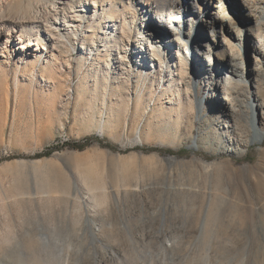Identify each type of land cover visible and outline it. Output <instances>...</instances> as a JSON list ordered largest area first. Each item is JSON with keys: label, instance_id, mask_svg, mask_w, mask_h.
<instances>
[{"label": "rangeland", "instance_id": "1", "mask_svg": "<svg viewBox=\"0 0 264 264\" xmlns=\"http://www.w3.org/2000/svg\"><path fill=\"white\" fill-rule=\"evenodd\" d=\"M223 2L237 17L241 0ZM52 3L0 0V13L34 20ZM88 3L96 15L79 22L82 36L66 35L61 46L43 26L44 50L36 59L0 56V264H264V138L244 145L252 123L244 107L239 114L232 107L264 95V59L253 75L255 25L243 36L240 56L229 53L220 38L210 40L212 2L205 21L194 24L192 43L184 42L190 77L177 93L172 84V92L157 88L159 68L138 67L130 83L114 70L117 51L102 40L107 15L117 18L121 6L109 12L100 0V7ZM185 6L180 14L188 16ZM153 9L158 19L168 12ZM134 25L140 29L139 21ZM146 25L168 45L176 37L154 18ZM95 28L100 42L89 56L92 32L85 30ZM199 37L210 47L195 46ZM166 49L175 56V48ZM232 58L238 72L224 71ZM169 60L165 83L167 65L178 72ZM231 89L238 97L227 104ZM73 143L87 146L73 149Z\"/></svg>", "mask_w": 264, "mask_h": 264}, {"label": "bare ground", "instance_id": "2", "mask_svg": "<svg viewBox=\"0 0 264 264\" xmlns=\"http://www.w3.org/2000/svg\"><path fill=\"white\" fill-rule=\"evenodd\" d=\"M91 1L93 2L92 5L95 8L99 6L96 4V0H90V2ZM100 1L102 2L103 7L105 5L110 6L111 9H109V12L116 4H120L121 6V9L119 10V16L117 18H114L112 12L111 14L108 13L109 15H107V21H106L107 33L105 34V38L102 40V42L105 43L104 47H109L108 45L110 42L113 43V47H115V53L117 51L118 54L117 56L115 55V57H113L112 59L113 60L112 62L114 63L113 64L114 70L116 72H118L119 70L121 71V73L125 72L126 74H128L129 83H130L131 75L133 73L136 74L138 67L147 66L150 72H152V70L154 69L156 70L159 68L160 70L159 78L156 80L157 82L155 83L157 88H159L160 85L162 86L164 85L166 87L169 86L168 88L171 91L172 90L171 86H174V89H176L178 93L181 89L178 88L180 84H182L185 81L186 77H190L188 71H186V67H187L186 59L181 56L182 52L187 50L186 43L184 42L192 43L195 37L193 35V38L191 37L192 38L191 39L190 36L194 24L198 19L199 20L201 19V21H205L204 18L206 17V10L208 7H210L212 2H216L217 5H216V11L214 12V15L212 16V20L210 22L211 26H208L210 28L209 32H211L210 40L216 42L221 39L222 44L227 45L228 49L231 51L229 53L231 54L236 53L237 57H239L240 56L239 49L242 46L243 36L244 35L248 36L251 34L252 30L250 29V27L252 26V24H254L255 33L253 34V36L255 37V44L252 50L254 52V55L256 56L254 62L256 65H258V68H256L253 71V75L255 77H258L261 73L260 72L261 59H264V13L262 12L264 10V0H241L240 2L241 9L237 10V14H236L237 17L229 11V8L224 4L223 0H216V1L215 0H188V1L187 0L184 1L156 0V1H152V3L150 4L146 3V0H100ZM88 2L89 0H53L52 6L50 7L51 9L49 10L47 9L45 14L41 16L39 15L40 17H38L37 19L34 20L31 19L32 21L31 20L25 21L24 18H22L23 16L20 17V19L22 18V20L15 21V19L12 20L7 16H5V14L3 15V12L1 11L0 41L2 37L4 38V36L5 39L2 43L3 45L2 49H0L1 52L0 56L4 57V55H6V58L18 56L19 60L23 59L24 56L26 57L27 62H29L28 61L29 58L34 57V59H36L38 56L37 54L40 52V50L42 49L44 50L43 46L41 47L39 46L40 43L39 40H41V35L39 31L43 29V26L45 27V29H47V32L49 33L51 40H53L55 43L61 46L63 45L64 42H67L66 35H68L72 39H76L78 35L82 36L83 34L80 33V28L82 25L79 22H89L88 20L89 18L87 17V14L90 12H93V16L96 15L95 13L96 10H91L89 7L91 3ZM184 3L186 5L185 7L187 8V10L190 12L188 16L185 15L184 13L183 15L180 14L181 11H183ZM144 4L146 5L145 7ZM153 7L156 8V10L159 9V11H161L162 13L166 10L168 12L165 14L163 13L162 18L158 19L156 15L157 13H154ZM74 9H78V10H74ZM204 10H205V14H204ZM60 14H62L61 21L59 19ZM140 14L142 18L140 19L139 16V20H138V15ZM153 18L156 27L162 26L164 28V26L170 25L169 29H171L172 35H175L176 37L175 38L170 37L167 38V40L168 42H170L169 45L171 49L172 47L176 49L175 56L174 55L170 56L169 51L166 49L169 45L166 44L164 40L160 39V37L155 31L152 30L147 31L148 25L142 28L144 20L149 23V21H152ZM174 19H175V25L172 26L171 24H173ZM50 20L51 22L53 21L59 24V26L53 27L52 25L49 24ZM138 21L140 24V29L137 28V25H134ZM186 24H188L189 28L187 31L182 32V28H184V25ZM150 26L151 25L149 24L148 26L149 29H152L150 28ZM28 29H30L31 31L29 32ZM55 29H57V31ZM68 29L70 30L69 33L66 32V30L68 31ZM206 29L208 28L206 27ZM32 31L37 32V42L36 41L34 42L36 36L34 37V34L32 35L33 33ZM134 31H136L137 36L135 35V39H132L131 37H133L132 34L134 33ZM85 32H92L91 36H89L90 40L87 43L89 56H90L92 54V50L95 48V42L96 41L100 42L99 39L100 31L95 28L93 31H91V29H87L85 30ZM141 32L146 33L147 37L146 35L142 36ZM206 32L208 31H205V33ZM137 38L142 39L147 44L148 46L147 50L139 45ZM210 40H203L201 39V37H199L197 41L196 40L194 41V45L195 46L198 44L202 45L205 43L209 48L211 45ZM126 41L127 44L125 45L124 42ZM234 41H236V43ZM127 50L128 51L130 50L128 53L129 55L127 57L126 55L122 56L121 53H126ZM133 50H135L136 52L133 53ZM138 53L140 54V56ZM192 53L193 55H195V57H198V55L196 56L197 52L194 51V49ZM136 54H138L139 57L138 56L136 57ZM94 55L97 56V54H93V56ZM165 56L167 58H165ZM168 57L170 58V60H173V63H177L178 72L175 73L173 71L174 70L172 67L173 64L170 66L167 65L166 73L168 75H166L165 73L164 76H168L167 78L169 80V83H165V81H163L162 79V75L164 71L163 67ZM49 59L54 60V57L52 56ZM232 61L233 62L227 63L226 69L223 67L224 71L227 72L229 70L231 72L232 71L238 72V66L236 62H234V58H232ZM49 63L51 62H47L46 65L49 66ZM52 64L54 63H51L50 68L53 67ZM172 75H176L179 81H176L174 78H172L171 77ZM228 81L230 83L232 82L231 79ZM153 85L154 83L152 84V86ZM234 93H237V91L234 92V90L231 89L229 93V99L228 101H226L227 104L229 103L232 104V100L230 96L233 97V99L234 98L236 99L238 97L237 95H234ZM186 97L188 98V95ZM148 98L152 101V99L155 98V94L149 91ZM232 107L236 109L235 112H237L238 114L241 111L240 110L241 107H244L245 110H247L250 121L252 123L250 127H252L253 129L250 131L249 139H247L244 142V145H250L253 143L261 142L264 138V129L260 128V126L263 125L264 122V95L262 94H257L253 96L249 95L242 104L239 103V105L237 106L232 105ZM147 108L149 109V105ZM258 110L261 111V115L263 114L261 117L262 119H260V116L258 115ZM256 115H257V120H255ZM139 134L140 133L137 130L136 135L138 138L140 137Z\"/></svg>", "mask_w": 264, "mask_h": 264}, {"label": "trees", "instance_id": "3", "mask_svg": "<svg viewBox=\"0 0 264 264\" xmlns=\"http://www.w3.org/2000/svg\"><path fill=\"white\" fill-rule=\"evenodd\" d=\"M85 146L87 145H78V143H73L71 147L73 149H83Z\"/></svg>", "mask_w": 264, "mask_h": 264}]
</instances>
